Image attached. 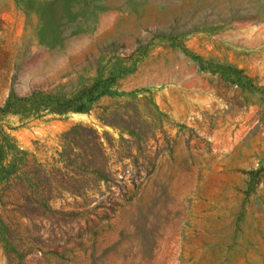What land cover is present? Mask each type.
I'll use <instances>...</instances> for the list:
<instances>
[{
    "label": "rangeland",
    "instance_id": "374dc122",
    "mask_svg": "<svg viewBox=\"0 0 264 264\" xmlns=\"http://www.w3.org/2000/svg\"><path fill=\"white\" fill-rule=\"evenodd\" d=\"M95 82L138 92L63 110ZM5 105L0 158L89 128L106 180L44 219L2 182L0 264H264V0H0Z\"/></svg>",
    "mask_w": 264,
    "mask_h": 264
},
{
    "label": "trees",
    "instance_id": "16d2710c",
    "mask_svg": "<svg viewBox=\"0 0 264 264\" xmlns=\"http://www.w3.org/2000/svg\"><path fill=\"white\" fill-rule=\"evenodd\" d=\"M200 23L204 24V20H194L191 25L200 27ZM157 35L175 36L172 33H158ZM137 92L138 90L128 92L111 90L109 85L103 87L95 82L83 88L78 96L73 98L74 101L64 99L63 110L70 108L74 111H83L86 108L85 101L94 100L103 95L127 96L135 95ZM84 95H87V99L78 101V98ZM6 107L7 105L0 107V113L5 112ZM63 110L58 108L54 111L62 112ZM77 128H71L61 137L63 149L57 152V158H52L50 171L46 170L50 164L37 162L33 156L29 157L30 153L27 150L20 149L14 144L5 145L6 152L9 154L0 158V184L4 182L7 188L18 191L23 199L21 204H17L15 200H8L9 205L21 206L24 208L23 215L27 217L31 214H35L40 219L46 218L47 214L55 217L65 213L51 207L52 193L59 194V191H65L73 196H82L89 189L86 182L88 177H92L96 182L100 179L106 180L101 160H97L94 130ZM5 137L9 138L7 134ZM98 157L101 158L99 155ZM7 197L10 199V195ZM0 226L4 231L2 239L5 245H8L9 250L20 257L18 249L7 232V225L0 220Z\"/></svg>",
    "mask_w": 264,
    "mask_h": 264
}]
</instances>
